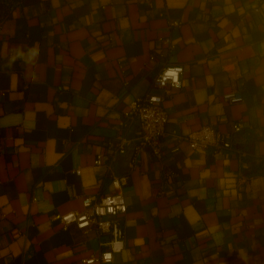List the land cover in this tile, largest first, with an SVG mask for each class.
Masks as SVG:
<instances>
[{
    "label": "crops",
    "instance_id": "0c3cea01",
    "mask_svg": "<svg viewBox=\"0 0 264 264\" xmlns=\"http://www.w3.org/2000/svg\"><path fill=\"white\" fill-rule=\"evenodd\" d=\"M11 49L25 61H10ZM163 64L184 68L183 86L164 102L165 158L134 156L125 248L113 264H264V0L15 5L0 34V264L98 256L95 231L63 228L58 216L80 211L83 196L109 183L95 157L136 136L120 125L122 114L156 92L151 80ZM235 91L242 102L226 103ZM204 125L246 157L176 141Z\"/></svg>",
    "mask_w": 264,
    "mask_h": 264
},
{
    "label": "built area",
    "instance_id": "2783aa9c",
    "mask_svg": "<svg viewBox=\"0 0 264 264\" xmlns=\"http://www.w3.org/2000/svg\"><path fill=\"white\" fill-rule=\"evenodd\" d=\"M150 5V0H142ZM254 11H258L257 8ZM171 27H178L179 22L172 21ZM2 23H0V34ZM163 45L169 50H174L170 38L163 39ZM8 59L12 62H24V52L11 49ZM149 60H155V54L149 55ZM184 68L180 65L163 64L151 80V87L156 92H148L129 103L127 110L122 114L120 125L128 128L132 124L139 125V132L135 138L136 152L148 150L153 159L161 162L165 158L163 138L168 115L164 108V102L172 97L175 91L183 86ZM223 100L228 104L241 103L243 98L240 92L224 94ZM244 128V119L239 118L232 126L233 133H240ZM176 141H186L194 151H209L215 156H222L229 152H235L240 157H246V153L233 148L228 136L220 134L213 126L204 125L197 130L189 132L185 136L175 135ZM128 140L119 137L113 144L114 150L111 156L97 154L93 162L94 166H104L110 174L109 183L96 195L83 196L82 209L71 211L58 216L63 228L75 225L82 232L95 231L100 247L98 256L83 259L82 262L98 264H113L114 256L120 254L125 248L124 242V216L127 205L124 198V190L129 184L128 175H117L114 169L113 159L116 154H122ZM178 148L175 146L171 152ZM80 175V170H75ZM166 175V170L163 173ZM156 194L162 195L161 190Z\"/></svg>",
    "mask_w": 264,
    "mask_h": 264
},
{
    "label": "water",
    "instance_id": "95a60500",
    "mask_svg": "<svg viewBox=\"0 0 264 264\" xmlns=\"http://www.w3.org/2000/svg\"><path fill=\"white\" fill-rule=\"evenodd\" d=\"M129 129L135 130L136 136L139 132V125L134 123ZM127 139L128 142L122 154H116L113 159L115 173L117 175H129L132 170V163L135 156L136 141L135 138Z\"/></svg>",
    "mask_w": 264,
    "mask_h": 264
},
{
    "label": "trees",
    "instance_id": "16d2710c",
    "mask_svg": "<svg viewBox=\"0 0 264 264\" xmlns=\"http://www.w3.org/2000/svg\"><path fill=\"white\" fill-rule=\"evenodd\" d=\"M26 0H1L0 3V23L9 15L11 9L17 5L25 2Z\"/></svg>",
    "mask_w": 264,
    "mask_h": 264
},
{
    "label": "rangeland",
    "instance_id": "374dc122",
    "mask_svg": "<svg viewBox=\"0 0 264 264\" xmlns=\"http://www.w3.org/2000/svg\"><path fill=\"white\" fill-rule=\"evenodd\" d=\"M0 3H1V0H0Z\"/></svg>",
    "mask_w": 264,
    "mask_h": 264
}]
</instances>
